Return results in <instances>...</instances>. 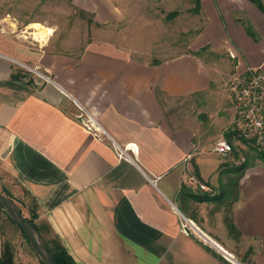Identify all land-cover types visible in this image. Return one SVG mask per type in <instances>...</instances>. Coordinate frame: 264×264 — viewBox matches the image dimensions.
Segmentation results:
<instances>
[{
  "label": "crops",
  "instance_id": "0c3cea01",
  "mask_svg": "<svg viewBox=\"0 0 264 264\" xmlns=\"http://www.w3.org/2000/svg\"><path fill=\"white\" fill-rule=\"evenodd\" d=\"M193 10L200 26L192 36L182 26L180 42L171 29L164 41L151 30L148 45L102 38L78 54L0 32V172L33 199L36 223L76 264H238L222 244L240 245L242 264H264V163L254 157L237 178L238 149L213 151L235 134L230 81L264 72V12L249 0H200ZM33 70L44 81L17 76ZM227 200L238 235L225 224ZM179 207L197 212L195 226L232 257L185 229ZM5 240L0 233V254ZM13 252L15 264H39L22 241Z\"/></svg>",
  "mask_w": 264,
  "mask_h": 264
},
{
  "label": "rangeland",
  "instance_id": "374dc122",
  "mask_svg": "<svg viewBox=\"0 0 264 264\" xmlns=\"http://www.w3.org/2000/svg\"><path fill=\"white\" fill-rule=\"evenodd\" d=\"M156 1L158 3L154 5H137L135 0H0V32L12 35L30 48L49 47L50 50L69 54H78L88 42L102 38L111 39L112 37L115 38L114 40L122 41L126 46H135L136 43L148 45L151 30H156L153 33L161 36L164 41L166 29H171L174 31L175 41L180 42L179 32L181 27L187 23L190 26L191 36L197 32L201 20H198V17L190 12L194 8V0ZM106 4L114 13L112 18L104 15L103 5L106 6ZM172 10L178 11L180 16L173 20H167L165 16ZM149 20L151 22H148ZM32 24H41L52 30L45 42L33 38L31 35L33 29L30 27ZM134 29L137 31V37ZM202 54L211 62H220L221 56L215 53L205 50ZM147 57L151 60L155 58L151 54H147ZM25 73L32 84L35 79L44 81V76L35 70ZM70 108L76 111L74 106H70ZM229 140L233 147L232 152L236 148L239 151V153L236 152L240 154L239 157H244L243 163L249 165L254 162L253 159L258 150L252 143L245 141L236 134H233ZM3 189L10 191L22 215L28 217V211L32 206L30 196L20 189L10 177L0 172L1 193H3ZM222 209L224 216L229 213V200L224 202ZM180 211L187 219L186 224L190 225V222H193L194 225L202 228L197 218L191 217V215L197 216V212L194 210L187 212L181 208ZM213 212V207L211 210L201 211L202 215L207 214L208 216H213ZM39 226L42 227V224ZM42 232L46 239L53 236L51 232L44 230ZM0 233L13 247H19L22 241L34 251L38 260L40 259L32 245L23 238L19 228L8 220L2 209H0ZM221 246L233 255L238 264H242L243 260L240 262V257L234 253L241 249L240 245L235 244L234 247H230L229 244H222Z\"/></svg>",
  "mask_w": 264,
  "mask_h": 264
},
{
  "label": "built area",
  "instance_id": "2783aa9c",
  "mask_svg": "<svg viewBox=\"0 0 264 264\" xmlns=\"http://www.w3.org/2000/svg\"><path fill=\"white\" fill-rule=\"evenodd\" d=\"M229 93L234 103L235 119L231 131L264 152V72L259 69H248L244 74L235 75L229 84ZM232 144L225 137H221L214 144L213 151L221 156L232 152ZM119 157H125L123 152H118ZM201 189L207 190L204 185ZM183 218V227L188 228L198 235L205 244L214 246L223 256L224 251L217 243L207 237L194 224H186ZM187 222V221H186Z\"/></svg>",
  "mask_w": 264,
  "mask_h": 264
},
{
  "label": "trees",
  "instance_id": "16d2710c",
  "mask_svg": "<svg viewBox=\"0 0 264 264\" xmlns=\"http://www.w3.org/2000/svg\"><path fill=\"white\" fill-rule=\"evenodd\" d=\"M249 1L253 2L262 12H264V5H262L261 0H249ZM194 2H195V5H194L193 12L194 13H197V11H199V9H200V0H194ZM177 14H178L177 11L169 12L166 15V18L172 19ZM17 76H26V73L23 74V73H21L19 71L18 74H17ZM228 139H229V137H228ZM255 158L258 159L260 162L264 163V152H258V153H256ZM247 166H248L247 163H242V164H240V165H238L236 167L235 170H236V173L238 175L237 178L240 177V175L242 174V172L244 171V169ZM2 191H3V193L7 197H9V198H11L13 200L12 195H11V193H10V191L8 189L7 190L3 189ZM184 196L190 198L191 200H193L195 202L220 201L222 199V195L221 194L220 195H217V196H214V197L198 196V195H192V194H188V195H184ZM31 200H32V206H31V208L28 211V214H29L28 217H25L24 216L25 217V220L30 225H32L36 230L39 231L41 237L44 240L45 245L47 246V249H48V251H49V253L51 255V258L54 261V263L55 264H76L75 261L73 260V258L68 254V252L66 251V249L64 248V246L61 244V242H60V240H59V238L57 236L53 235L49 239H46L43 236L42 230L47 231V232H51V229H50V227L48 225L42 224V227H40L39 224L36 223V219L38 217L37 204L33 201V199H31ZM6 217L8 218V220L10 222H12L7 215H6ZM12 224H14V223L12 222ZM225 224H226L227 229H228V231H229V233L231 235H233V236L234 235H238L237 231L235 230V228H234V226H233V224L231 222V218H230V215L229 214H227L225 216ZM14 225L17 226L16 224H14ZM21 234H22L23 238L29 244H31L30 241L26 238V236L22 233V231H21ZM13 255H14V252H13L12 245L8 242V240H5L3 242V244H2V251H1V254H0V264H15ZM39 264H44L41 259H39Z\"/></svg>",
  "mask_w": 264,
  "mask_h": 264
},
{
  "label": "water",
  "instance_id": "95a60500",
  "mask_svg": "<svg viewBox=\"0 0 264 264\" xmlns=\"http://www.w3.org/2000/svg\"><path fill=\"white\" fill-rule=\"evenodd\" d=\"M0 208L9 217V219L19 227L22 233L30 241L32 247L40 257V259L43 261V263L55 264L39 231L25 220V217L22 215L18 205L11 198L7 197L1 192Z\"/></svg>",
  "mask_w": 264,
  "mask_h": 264
},
{
  "label": "bare ground",
  "instance_id": "6f19581e",
  "mask_svg": "<svg viewBox=\"0 0 264 264\" xmlns=\"http://www.w3.org/2000/svg\"><path fill=\"white\" fill-rule=\"evenodd\" d=\"M30 27L33 29V32H31V35L33 36L34 39H36L37 41H40V42H45L47 40V38L49 37L50 33L52 32V30L50 28H46V27L42 26L41 24H32ZM225 253L229 257H232L227 252H225Z\"/></svg>",
  "mask_w": 264,
  "mask_h": 264
}]
</instances>
